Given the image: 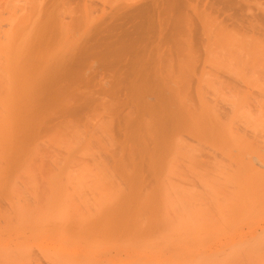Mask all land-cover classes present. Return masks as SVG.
I'll list each match as a JSON object with an SVG mask.
<instances>
[{"label": "bare ground", "instance_id": "bare-ground-1", "mask_svg": "<svg viewBox=\"0 0 264 264\" xmlns=\"http://www.w3.org/2000/svg\"><path fill=\"white\" fill-rule=\"evenodd\" d=\"M75 1L0 0V264H249L264 0Z\"/></svg>", "mask_w": 264, "mask_h": 264}, {"label": "rangeland", "instance_id": "rangeland-1", "mask_svg": "<svg viewBox=\"0 0 264 264\" xmlns=\"http://www.w3.org/2000/svg\"><path fill=\"white\" fill-rule=\"evenodd\" d=\"M55 1V2H54ZM66 1H68L69 3L68 4H70V3H73L75 0H73V1H70V0H53V3L54 4H52V17H54V18H56V20L57 19H60V15H65V17L64 18H67L71 13H70V11H72V10H74V9H76V8H72V6H76L77 8H78V5H77V3L75 4L74 3V5H72V4H70L69 5V7L68 6H66L65 4L67 3ZM98 1V0H97ZM106 1V0H105ZM109 1V0H108ZM76 2V1H75ZM78 2H80V0L78 1ZM81 3V2H80ZM109 2H107V4H108ZM107 7H108V5H107ZM68 14V15H67ZM58 15V16H57ZM62 16V17H63ZM67 16V17H66ZM61 17V18H62ZM56 30H58V31H60L59 30V28H57ZM55 30V31H56ZM56 38H58V37H56ZM60 38V37H59ZM56 39L57 41H59L60 39ZM54 41V40H52V42H54L53 44L54 45H56L57 44V41ZM56 43V44H55ZM60 43L61 42H59L56 46H52V48H51V51L54 53L55 52V48H56V50H57V48H59V45H60ZM53 49V50H52ZM52 53V54H53ZM261 242V241H260ZM257 244H260V245H257ZM251 245V244H250ZM253 245V244H252ZM255 246L254 247H256V249L258 250V246H259V251H258V253H257V251H256V255H254V257L252 258V257H250V258H248L249 260V262L252 264H264V244H261V243H255L254 244ZM257 245V246H256ZM252 247V246H251ZM258 254V255H257ZM259 258H258V257ZM255 258L257 259V260H255ZM258 260H259V262H258ZM252 261V262H251ZM254 261H256L255 263H254ZM249 263V264H250ZM247 264V263H246Z\"/></svg>", "mask_w": 264, "mask_h": 264}]
</instances>
